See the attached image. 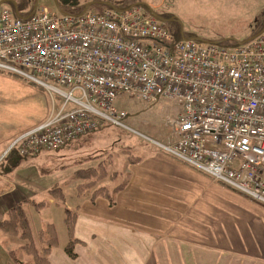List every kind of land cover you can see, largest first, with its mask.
<instances>
[{
	"label": "built area",
	"instance_id": "built-area-1",
	"mask_svg": "<svg viewBox=\"0 0 264 264\" xmlns=\"http://www.w3.org/2000/svg\"><path fill=\"white\" fill-rule=\"evenodd\" d=\"M0 71L45 91L51 111L7 149H61L104 127H124L122 97L174 99L176 139L164 154L264 206V30L232 47L173 39L143 4L100 13L16 14L0 4ZM58 101V104L55 103Z\"/></svg>",
	"mask_w": 264,
	"mask_h": 264
},
{
	"label": "crops",
	"instance_id": "crops-1",
	"mask_svg": "<svg viewBox=\"0 0 264 264\" xmlns=\"http://www.w3.org/2000/svg\"><path fill=\"white\" fill-rule=\"evenodd\" d=\"M50 111V97L42 90L0 73V156ZM138 158L128 165L112 206L104 198L77 206L76 257L63 250L67 235L56 232L48 264H264V206L160 150ZM26 195L20 200L0 195V221ZM31 230L35 236L38 230ZM2 233L7 247L23 252L22 240Z\"/></svg>",
	"mask_w": 264,
	"mask_h": 264
},
{
	"label": "rangeland",
	"instance_id": "rangeland-1",
	"mask_svg": "<svg viewBox=\"0 0 264 264\" xmlns=\"http://www.w3.org/2000/svg\"><path fill=\"white\" fill-rule=\"evenodd\" d=\"M2 1H9L13 11L18 8L21 13L42 8L55 11L54 0ZM101 1L118 8L132 3L148 6L175 40L182 36L206 43L229 40L225 45L232 47L255 36L257 32L259 34L264 28V0H80V4L87 3L90 11L100 13L104 8L97 2ZM21 82L30 84L24 80ZM33 87L42 90L38 86ZM55 103L58 104V101L55 100ZM115 108L126 113L122 121L124 127L106 124L61 149L42 150L27 156H21L16 149L7 150L19 134L1 154L0 195L20 200V195L27 193L25 201L29 200L30 203H26L24 208L34 230L53 223L59 235H67L65 209L77 210L82 200L90 198L94 188L78 190V184L88 179L80 177L77 171L103 166L106 173L96 179L98 184L95 187L102 184L112 191L117 185L124 186L128 165L134 164L133 160L144 157L148 151L159 152L152 140L168 144L176 139L169 121L181 112L178 101L154 99L143 102L122 97L115 102ZM5 177L8 179L2 182L1 179ZM53 187L61 188L64 199L49 192ZM3 238H0V264H17L29 259L16 246L7 247ZM14 242L11 241V244ZM8 249L15 252L9 255Z\"/></svg>",
	"mask_w": 264,
	"mask_h": 264
},
{
	"label": "trees",
	"instance_id": "trees-1",
	"mask_svg": "<svg viewBox=\"0 0 264 264\" xmlns=\"http://www.w3.org/2000/svg\"><path fill=\"white\" fill-rule=\"evenodd\" d=\"M97 3L102 5L103 8H106L108 5V2L106 1ZM136 4L137 3L129 4L128 6L123 7V9H127ZM54 5L57 14H78L84 10L87 3L81 5L80 0H54ZM17 12L18 14L26 15H30L32 13V11L29 13H23L22 11L21 13L19 10ZM227 41L229 40H223L219 44L225 45V42ZM0 73L13 78H17L21 81L24 80L16 75L3 73L1 71ZM31 85L34 86L33 84ZM138 159L136 158L135 160L131 161L136 162ZM77 173H80L79 175L80 177H83V179H88V181L78 184V190L83 191L94 187L93 193L89 198L91 202H93L100 196L107 200L109 206H112L114 204L115 195L122 189L123 186L121 184L117 185L112 188V191H109V188L107 186L101 184L95 187V185L98 184L96 179H98L99 177L102 178V175L106 173V169L103 166L81 169L77 171ZM49 192L55 193V195H57L61 199H64L61 188L53 187L49 190ZM26 203L29 204L30 202L25 200L19 201L11 207L8 212V217L0 221V231L10 237H16L23 241L21 249L26 254V256L29 257L32 264H48L47 256L49 250L50 248L57 245L55 226L53 223H48L42 229H39L34 236L31 230L30 221L24 208V205ZM76 215L77 213L75 211L71 209H65L64 225L67 234V243L64 245L63 250L71 259H74L76 257L74 247L78 243V240L73 236V227ZM12 254L13 252L10 253V255Z\"/></svg>",
	"mask_w": 264,
	"mask_h": 264
},
{
	"label": "water",
	"instance_id": "water-1",
	"mask_svg": "<svg viewBox=\"0 0 264 264\" xmlns=\"http://www.w3.org/2000/svg\"><path fill=\"white\" fill-rule=\"evenodd\" d=\"M3 2H9V1H2V2H0V4L3 3ZM88 8H89V4H87V5L85 6V8H84L83 11L88 10ZM147 9L150 11V13H151L152 16H154L155 18H157V19L160 20V18H158V16H156V15L154 14V12H152V10H151L148 6H147ZM34 12H35V10H34L32 13H34ZM15 13L18 14V12H17L16 9H15ZM263 30H264V28H263ZM256 35H258V33H257ZM256 35H255V36H256ZM255 36H253V37H251V38H249V39H247V40H251V39H253ZM247 40H245V41H247ZM245 41H242V42L237 43V44H241V43H243V42H245Z\"/></svg>",
	"mask_w": 264,
	"mask_h": 264
}]
</instances>
